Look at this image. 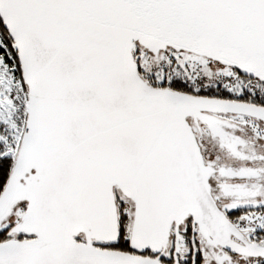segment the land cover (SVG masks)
Listing matches in <instances>:
<instances>
[{
	"label": "snow or ice",
	"instance_id": "1",
	"mask_svg": "<svg viewBox=\"0 0 264 264\" xmlns=\"http://www.w3.org/2000/svg\"><path fill=\"white\" fill-rule=\"evenodd\" d=\"M0 264H264V0H0Z\"/></svg>",
	"mask_w": 264,
	"mask_h": 264
}]
</instances>
